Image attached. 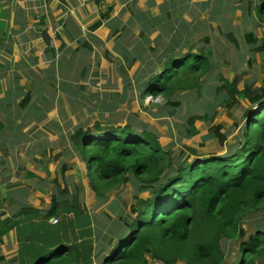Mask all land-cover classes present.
<instances>
[{
    "label": "trees",
    "instance_id": "16d2710c",
    "mask_svg": "<svg viewBox=\"0 0 264 264\" xmlns=\"http://www.w3.org/2000/svg\"><path fill=\"white\" fill-rule=\"evenodd\" d=\"M241 9L244 20L255 27L264 26V0H251ZM183 26L186 24L181 25L186 31L175 37L180 47L183 37L186 40L190 33L195 34L194 29ZM225 37L239 43L231 31ZM244 42L253 54L264 53V37L250 31L244 34ZM184 47L179 52L165 48L157 54L159 70L146 65L140 73L143 97L163 96L166 107L177 108V93L195 89L211 72L210 47L192 45L182 52ZM156 52L150 48L151 55ZM222 81L217 92L225 94L224 100L235 103L239 97L250 106L239 145L224 156L181 161L160 144L152 130L138 131L131 124L78 127L71 135L73 150L86 165L96 198L107 200L109 191L131 184L136 202L129 213L101 225L85 212L78 192H71L67 184L62 186L55 179L45 215L41 217L37 208L24 206L18 214L22 218L15 220L24 253L19 264H96V257L106 250L104 241L111 238L114 242L101 257V264H148V256L165 264H228L222 242L238 238L248 214L264 212V85L255 87L253 82H246L239 89L237 78ZM231 105L226 102L229 108ZM208 118L190 115L183 133L192 137L197 132L195 122ZM207 138H217L223 145L228 137L221 126H215ZM189 150L196 155L194 149ZM64 166L62 173L69 168ZM143 193L148 194L146 199L140 197ZM103 226L109 233L96 244L95 230ZM240 252L235 264L264 263V230L242 242Z\"/></svg>",
    "mask_w": 264,
    "mask_h": 264
},
{
    "label": "crops",
    "instance_id": "0c3cea01",
    "mask_svg": "<svg viewBox=\"0 0 264 264\" xmlns=\"http://www.w3.org/2000/svg\"><path fill=\"white\" fill-rule=\"evenodd\" d=\"M249 1L0 0L1 259L14 256L19 264L24 256L15 225L20 210L32 206L42 217L49 209L54 188L43 187L44 162L60 149L50 128L70 95L91 100V87L112 70L113 80L135 84L138 70L131 67L143 68L140 55L186 31L182 23L188 30L198 21L188 16L194 7L228 11ZM32 181L40 189H31ZM36 192L50 195L47 208L32 201Z\"/></svg>",
    "mask_w": 264,
    "mask_h": 264
},
{
    "label": "rangeland",
    "instance_id": "374dc122",
    "mask_svg": "<svg viewBox=\"0 0 264 264\" xmlns=\"http://www.w3.org/2000/svg\"><path fill=\"white\" fill-rule=\"evenodd\" d=\"M233 6L241 5L238 1ZM191 8L193 9V6ZM194 8L196 9L193 12L190 10L187 15L190 21L198 20L195 23L191 22L188 27L194 29L195 34L190 33L186 40L183 37L184 43L181 47L176 44L175 38L167 39L161 45L160 42L159 45L154 43V48L157 51L155 55H151L150 51L140 55V58H144L146 61L143 68L141 69L140 62L131 67L132 73L138 70L135 84L125 86L124 81L113 80L112 70L109 79L97 81L95 86L91 87V100H87L89 96L86 93H83V99L79 94H71L72 99L65 104L67 107L58 108L54 120L56 126L50 128V131L52 136L56 137L55 141L60 145V149L57 150V156H59L56 162L57 156L45 160L46 170H43L42 176L46 178H44L43 187L46 186L47 190L52 191L55 179H58L62 186L67 184L71 192H78L85 212L94 217V220H98L101 225H108L111 219L130 212V206L136 202L134 199L135 187L127 184L117 190L109 191L107 200L96 198L89 183L86 165L73 150L71 135L78 127L93 128L97 123L114 126L131 124L138 131L152 130L158 134L160 144L165 149L172 150L176 159L181 161L224 156L232 153L234 148L239 145L242 129L247 120L246 111L250 107L249 103L239 97L238 102L235 103L232 102L233 99L224 100L225 96L223 95L225 94L217 92V87L223 84L222 79L232 82L236 78L239 79V89H243L246 82H253L255 87L264 85V53L253 54L244 42V34L250 31H253L258 38H263L264 26L255 27L251 21L244 20L242 9L239 8L228 11L221 9L215 11L208 7L199 8V6ZM229 31L237 37L238 44L225 37ZM206 38H209L208 43L205 42ZM185 45L186 47H184ZM192 45H206L213 52L210 57V61L213 63L212 70L200 79L197 87L177 93L174 100H177L180 105L174 109L166 107L167 99L163 96L155 98L147 95L143 97L141 86L144 79L140 76V71L142 73L147 64L149 67H156L159 70L157 54L162 53L165 48H172L173 51L179 52L184 47L182 52H186ZM193 51L196 52L197 48H194ZM150 62L152 63L150 64ZM226 102L232 104L230 108L226 106ZM61 110H63L62 115ZM190 115L201 117L209 115V118L196 121V134L187 138L183 133V127ZM215 126H221V132L228 137L223 145L217 138L204 139ZM49 138L48 135L46 140L41 139V141H49ZM189 148L194 149L196 155L191 154ZM63 165L69 167L64 173H62ZM31 189L38 190L40 187L37 182L32 181ZM37 195L39 194L36 192V197H33L32 201L40 207L47 208L50 195L47 197H37ZM140 197L146 199L148 194L143 193ZM128 215L130 218L132 217V215ZM240 228V235L236 240L222 242L228 264H235L238 261L241 256L240 245L242 242L251 239L255 232L264 230V212L248 214L244 217ZM95 232L98 236L96 244L102 243L104 236L109 233L106 227L96 229ZM104 242L106 250L101 256L96 257L98 259H96V264H101V257L107 253L110 249L109 244H112L114 240L111 238ZM147 260L148 264H154L155 260L150 256L147 257ZM0 264H18V262L13 256L8 257L7 261L3 259ZM178 264H182V262ZM258 264L264 263L258 262Z\"/></svg>",
    "mask_w": 264,
    "mask_h": 264
},
{
    "label": "built area",
    "instance_id": "2783aa9c",
    "mask_svg": "<svg viewBox=\"0 0 264 264\" xmlns=\"http://www.w3.org/2000/svg\"><path fill=\"white\" fill-rule=\"evenodd\" d=\"M53 222H56L54 219H53ZM154 264H165V263H163L162 261H154Z\"/></svg>",
    "mask_w": 264,
    "mask_h": 264
}]
</instances>
